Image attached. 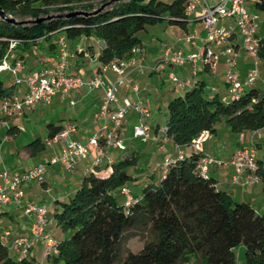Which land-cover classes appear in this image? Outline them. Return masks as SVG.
Wrapping results in <instances>:
<instances>
[{
    "label": "trees",
    "instance_id": "1",
    "mask_svg": "<svg viewBox=\"0 0 264 264\" xmlns=\"http://www.w3.org/2000/svg\"><path fill=\"white\" fill-rule=\"evenodd\" d=\"M105 1L0 0L7 15L31 21L14 26L0 20V67L10 55L11 41L16 42V50L55 33H62L66 41L99 40L96 62L105 66L127 57L133 46L141 47L136 34L146 26L164 20L183 28L187 21L186 0H121L94 15L51 17L35 23L71 11L90 13ZM253 8L262 15L264 30V0H257ZM258 45L259 71L264 76V35ZM11 94L12 86H3L0 80V96ZM221 118L233 133L264 127V87L248 85L236 97H217L208 96L202 83L190 84L167 101L165 137L175 146L186 147L200 131H213ZM46 128L49 139L61 125L47 123ZM26 146L32 155L45 149L38 137ZM173 158L163 167V175L143 185L127 205L118 200V193L133 179L127 173L137 160L133 152L83 173L72 194L53 213L55 225L65 235L57 239L52 264H183L191 258L202 264H235L238 247L239 264H264V214L218 189L209 174L201 176L195 168V152ZM131 236H139L142 246L122 254L121 244ZM0 264L31 261L11 256L0 240Z\"/></svg>",
    "mask_w": 264,
    "mask_h": 264
},
{
    "label": "crops",
    "instance_id": "2",
    "mask_svg": "<svg viewBox=\"0 0 264 264\" xmlns=\"http://www.w3.org/2000/svg\"><path fill=\"white\" fill-rule=\"evenodd\" d=\"M205 1L208 4H214L217 0ZM166 26L167 27H164V29L173 30V26L168 24ZM179 29L180 33L174 32V44H170L171 42H167L166 40L164 42L165 45H161L162 49L159 55L155 56L156 58H154V53L147 54L148 52L145 53L143 51L144 42L137 35L141 43V55L138 61L141 68L140 70L135 67L127 68L124 75L126 80L118 84L119 96L126 97L133 101H140L148 108L149 116L146 122L155 128L165 125L167 101L174 95L183 92V89L176 91L172 88L168 80V74L170 73L181 80L202 83L204 92L208 96L216 94L217 97H224L229 94L228 86L223 78L225 64L222 58H220L213 67L198 63L194 76L191 74L188 64H183L182 66L169 64L161 65L155 71L150 72L149 68L161 64V60L165 53L180 51L183 55H186L199 50L203 38V30L199 22L195 19L187 20L184 27ZM190 34L195 36L193 46L184 41V38ZM59 35H62V33H55L47 39H40L28 46L17 47V49L13 50L5 60L6 64L11 65L14 60L21 61L23 64V73L53 67L56 63V38ZM261 37L262 36H258L257 38ZM66 44L69 72L80 76L84 80L89 79L98 71L99 65L96 61L83 60L81 56L78 55V52L85 50L91 56H97L101 42L93 37H89L66 41ZM235 44L238 46L236 48L235 73L238 79L242 81L251 67V60L239 48L238 39H236ZM145 61H147L146 64ZM102 75L108 83H114L120 80L119 77L110 71H104ZM259 79L258 84L254 83L251 85L263 88L264 85L261 83V80L264 79L262 70L259 71ZM0 80L3 82V86H12V94L20 95L23 92L22 86L13 84L12 74L3 65L0 67ZM132 86H136L137 92L132 91ZM101 101V89L88 90L85 86H81L71 90L65 96L56 94L51 98L49 103L37 104L33 108L26 109L21 116L7 117L0 115V124L6 125L7 131L12 128L14 132H12V134L19 132L24 127L20 123L21 120L32 123L34 126L38 127L34 136L35 138H40V140L45 143V149L32 155L30 149L26 146L28 143L22 146L20 150L14 146L7 148V154H10L13 158V165L7 166L4 162L0 163V172L3 169H7L10 173H20L38 163H45L46 166H51L46 177L43 176L40 182L25 184L24 191L25 200L46 206V219L48 221L47 231L52 235L57 232L59 237H55L56 240L61 239L65 233H62L55 225L53 213L59 210L60 202L65 201L75 190L82 174L89 166V160L84 159L78 162L71 170L65 169L59 163H48L51 158L58 155L60 144L47 143L46 124L54 123L63 127L65 123L70 122L75 126V131L71 136L82 142L86 141L92 130L97 126V120L94 119L93 114ZM66 104L70 107H75L73 108L74 110L72 112H67L64 106ZM135 120V113L129 110L121 126V136L124 140L129 138L130 134L125 131L128 129L131 130ZM10 121H14L15 124L11 126ZM151 135L152 139L143 144L145 148L142 151L145 157L149 158L152 157L151 155L153 154H159L161 155V160H163L164 157L174 156L177 150H181L182 152L190 150L187 146L180 147L173 145L169 139L159 138L160 135L157 130H154ZM4 138H7V136H4L3 139ZM250 144H253L256 150V173L259 178L255 183L244 186L234 184L231 181V168L225 164L210 166L208 174L214 179L218 189L227 192L232 199L246 202L256 212L264 214V127L255 131L233 133L221 118L214 123L213 131L209 132L208 138L202 142L201 146L205 153L226 160L235 149ZM3 145L4 143L0 140L1 151L3 150ZM258 149H261V152H258ZM131 150L132 149H128L126 146L125 151L119 153V156L129 152H133L136 155L135 151ZM88 151H92L91 147L88 148ZM112 152L114 151H110V154ZM32 156H36L38 161L29 162L22 167L21 163L28 161ZM160 164L157 166V168H160V172H157L155 177H153L152 173H146L140 170L142 177L132 175L134 182L138 180L140 188L147 183L154 182L156 178L163 175V167ZM1 184L2 179L0 177V185ZM140 188H138V190ZM138 190L135 189L136 192H138ZM122 200L123 197L121 198V201ZM0 226L2 229L11 231L12 235L9 237V241H11L13 236L25 234L29 231L30 219L13 204H5L0 208ZM2 229H0V232ZM8 249L10 250L9 253L11 256L18 258V253L15 250ZM42 250L43 247L39 244L31 251L30 255L27 257L31 261V264ZM237 254L241 257V247L236 249V255Z\"/></svg>",
    "mask_w": 264,
    "mask_h": 264
},
{
    "label": "built area",
    "instance_id": "3",
    "mask_svg": "<svg viewBox=\"0 0 264 264\" xmlns=\"http://www.w3.org/2000/svg\"><path fill=\"white\" fill-rule=\"evenodd\" d=\"M257 0H217L214 4H208L205 0H186L183 15L186 20L195 19L201 25L203 38L201 47L194 53L183 55L180 51L165 53L161 64L149 68L155 71L161 65L182 66L188 64L191 74L194 76L198 63L213 67L222 58L225 64L223 78L232 97L238 96L245 86L254 84L259 77L260 58L258 56V38L255 29L259 16L253 6ZM193 34L184 38L185 43L194 45ZM236 39L239 48L250 58L251 67L247 71L244 80L240 81L235 73ZM16 42L11 41L9 53L14 49ZM78 55L85 61H96V56H91L87 51H79ZM141 55V47L133 46L129 55L124 58H116L105 66H100L98 71L89 79L84 80L78 75L69 72V60L67 54L66 39L63 35L56 38V63L51 68L35 70L23 73V64L17 60L13 65L3 66L12 74L13 84L23 87V92L0 96V115L13 117L21 116L26 109L33 108L37 104L49 103L51 98L59 94L67 95L71 90L85 86L88 90L101 89L102 101L94 112L97 120L96 128L87 137L86 141H80L71 136L75 126L67 122L47 143H59L60 149L57 156L51 158L48 163H59L65 169L71 170L78 162L87 158L91 147L93 158L89 162L85 172L113 161L110 151L122 152L126 149L124 138L121 136V126L125 115L129 110L135 113L136 120L131 127V138L141 142L152 139V132L157 130L162 139L165 137V127L151 126L146 122L149 116L148 108L140 101L129 100L118 95V84L125 81L127 68L135 67L140 70L138 64ZM110 71L120 78L118 82L108 83L102 73ZM169 83L176 91H180L192 84V81L181 80L174 74H168ZM264 84V79L261 80ZM132 91L137 92L136 86ZM209 136L208 130L200 131L191 139L188 148L196 153L195 168L201 176L208 174V169L213 165H228L231 168V181L241 186L255 183L259 176L256 173V150L253 144L235 149L226 160L207 154L202 149V142ZM182 151L177 150V158L182 156ZM174 160L173 156L164 157L161 163L165 167ZM46 171L45 163H38L20 173H10L3 169L0 172L2 184L0 185V208L5 204H13L17 209L30 219L29 231L25 234L13 236L8 229L0 226V240L8 248L15 250L19 258L28 257L31 251L40 243L46 246V255L58 253L57 240L47 231L46 206L25 200L24 185L31 182H40ZM84 172V173H85ZM123 197V204L127 205L133 198L127 187L119 189Z\"/></svg>",
    "mask_w": 264,
    "mask_h": 264
},
{
    "label": "rangeland",
    "instance_id": "4",
    "mask_svg": "<svg viewBox=\"0 0 264 264\" xmlns=\"http://www.w3.org/2000/svg\"><path fill=\"white\" fill-rule=\"evenodd\" d=\"M94 3H97L99 0H91ZM109 0H106L103 3L108 2ZM160 1H164V2H168L169 0H160ZM101 4V3H100ZM99 4V5H100ZM258 16H259V20L257 21V27L255 29V36H262L264 35V30H263V25H262V15L256 11ZM166 22L164 20L157 22L154 25H149L146 26L144 30L139 31L136 36L138 35L144 42L143 44V51L147 54L150 53H154V58H156L155 56H158L160 51H161V45H165L164 42L167 40V42H171L170 44H174V32L176 33H180V29L177 28L176 26H173V30H169V29H164V27L166 26ZM181 40V39H179ZM95 51H96V47H95ZM148 61V59H147ZM145 61V64L146 62ZM260 68V66L258 67V69ZM258 79L256 80L255 84H258ZM67 112H72L75 107H70L67 104L64 105ZM125 119V117H124ZM21 125H23L24 127L17 133L12 134L9 133L7 131V127L6 125L0 124V140L2 141V143H4L3 145V150H0V163H5L7 166L13 165V158L10 156V154H7V148H10L12 146L16 147L18 150L21 149L22 146L26 145L27 143H29L30 141H32L35 136L34 133L38 130L37 126H34L32 123H27L26 121H22L21 120ZM15 123L14 121H10V125L13 126ZM93 131V130H92ZM126 133H130L129 134V138H126L124 140L125 145L127 146L128 149H132L133 151H135L136 156H137V160L136 163L130 167L127 168V173L129 175H135L137 177H142V175L140 174V170L146 172V173H152L153 177H155L157 172H160V168H157V166H159L160 163H162L161 161V155L159 154H153L151 155L152 157H145V154H143L144 152L142 151L145 147H143L145 144V142H141L138 139L135 138H131V130H126ZM125 133V134H126ZM4 136H7V138H4ZM131 150V151H132ZM261 150V149H260ZM258 149V152H261ZM119 153L118 151H114L112 152L110 155L113 159H116L119 157ZM93 158V153L92 151H89V154L87 156L86 159L89 160V162L91 161V159ZM34 161H38V158L36 156H32L31 159H29L26 162L21 163L22 167H24L27 163L29 162H34ZM161 165V164H160ZM51 168L50 165L46 166V171L44 173V177H46L48 175V170ZM164 171V169L162 170ZM36 182V181H35ZM136 182V183H135ZM134 182V178L129 181L127 183V188L129 190V194H131L132 196L135 195V193H137L135 191V189L138 190V188H140L139 185V181L136 180ZM119 195V201H121L122 195L120 193H118ZM52 235V234H51ZM52 237H59L58 233H54L52 235ZM40 245L43 247L42 252L38 255V257L34 260V262H32V264H52V256L50 254L46 255V247L44 242L40 243ZM142 246V240L140 239L139 236H131L126 238L122 244H121V253H125L126 251H131V252H136L138 251ZM45 248V249H44ZM9 250V249H8ZM10 252V250H9ZM240 255L238 256V254L236 255V263L235 264H239L240 263ZM183 264H202L199 263V261L196 258H191L189 259V261L184 262Z\"/></svg>",
    "mask_w": 264,
    "mask_h": 264
},
{
    "label": "water",
    "instance_id": "5",
    "mask_svg": "<svg viewBox=\"0 0 264 264\" xmlns=\"http://www.w3.org/2000/svg\"><path fill=\"white\" fill-rule=\"evenodd\" d=\"M121 0H109L106 3H101L100 5H98L96 8H94L90 13H86L83 11H71L68 13H62L59 15H53V16H47L46 18H39L35 21V23H41L43 21H45L46 19H49L51 17H55V18H66L69 16H73V15H82V16H86L88 14L94 15L96 13H98L99 11H101L102 9H105L106 7H109L115 3H118ZM0 20L4 21L8 24L14 25V26H21V25H27L30 24L31 21L30 20H25V21H18L15 18L7 15L0 7Z\"/></svg>",
    "mask_w": 264,
    "mask_h": 264
}]
</instances>
